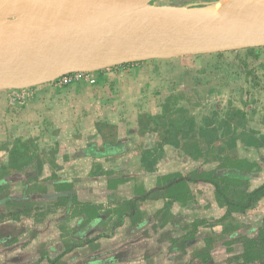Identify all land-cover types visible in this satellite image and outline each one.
<instances>
[{"label":"crops","instance_id":"crops-1","mask_svg":"<svg viewBox=\"0 0 264 264\" xmlns=\"http://www.w3.org/2000/svg\"><path fill=\"white\" fill-rule=\"evenodd\" d=\"M115 68L118 66L92 73L95 82H75L68 86L66 97L52 99L69 106L64 115L55 116L48 110L49 117L42 119V108L24 111L21 125L25 131L10 146H1L8 160L0 164V264L191 263L177 241L189 235L195 223L177 229L176 222L187 212L201 211L196 203L202 195L192 183V199L177 197L168 188V175L178 172L170 153L184 156L174 139L185 129L199 132L201 127L208 128L216 113L204 118L205 125L197 126L196 121L180 125L182 129L173 135L164 115L172 95L163 101L156 93L151 100L148 88L159 92L158 81L150 83L144 78L140 82L139 75L154 69L138 65L128 69L132 72H117ZM50 86L42 84L38 90ZM1 94H6L2 98L9 96L8 91L1 90ZM37 94V98L43 96ZM156 101L161 102V110L146 111ZM55 103L44 99L43 106L58 112ZM242 118L248 123L245 112ZM28 119L40 128L45 124L44 128L30 125ZM225 119L232 121L229 113ZM260 119L264 123V114ZM55 120L57 126L52 125ZM29 127L39 131L25 137ZM46 134L47 144L55 135L65 140L43 149L46 159L28 155L23 160L28 143ZM16 143L27 146L18 149L12 162ZM9 162L14 164L13 175L2 170ZM28 168L35 173L29 174ZM13 185L17 193L7 190Z\"/></svg>","mask_w":264,"mask_h":264},{"label":"rangeland","instance_id":"rangeland-1","mask_svg":"<svg viewBox=\"0 0 264 264\" xmlns=\"http://www.w3.org/2000/svg\"><path fill=\"white\" fill-rule=\"evenodd\" d=\"M215 2L217 0H154L153 3L204 7ZM15 6L16 8L9 10L10 13H8L6 19L3 21H7L9 16V19H14L18 14L25 15L26 12L20 10L18 5L14 4L12 7ZM28 11L30 10L28 9ZM253 48V50L244 48L218 53L186 55L171 59L147 60L148 62L130 63L128 66L121 64L118 65V68H115L117 72H132L128 69L138 65H145V67L154 69L151 72L139 75L143 79L140 82H143L144 78H149L150 83H157L158 81L157 88L160 86L159 92L155 91L156 88L151 86L148 88V94L150 92L151 100L156 93L158 94L157 97H161L163 101H166L167 97L172 95L169 101H166L167 104L170 103L175 107H186L188 113L184 116L177 117L180 121L192 116V122L196 121L195 124L197 126L205 125L204 118L211 115L212 112H215V122L210 124L208 127L209 130L202 136L209 138L227 134L228 141L231 145L233 144L235 146L236 144V152L238 155L259 163V173L257 175L255 173L250 177V190L264 184V123L260 119L264 114V46ZM96 72L92 73L96 74ZM43 84H51V86L44 91L38 90L39 85L8 89L4 90L6 93L8 91L9 96L7 98H2L6 94L0 95V164L3 163L4 165L8 160L7 153L6 156L5 153L2 155L3 150L1 146H5L6 144L10 146L13 140L18 137V134L20 135L22 131H25L22 128L24 123L21 121L24 111L29 109L39 111L38 109L42 108L44 111H41V113H45L42 114L44 116H42V119H44L49 117V114H47L48 110L51 111L52 115L55 114V116L56 113L58 115H64L66 110H68V105L56 104L52 99L66 97V90L73 83L60 86L58 85L57 78ZM38 92L43 96H38L37 98ZM44 99H47V102L48 100L54 102V105H56L54 107H57L58 112H55L56 109L52 108V106L44 107ZM144 99H147V102H149V98L144 97ZM160 103L156 101L155 104L157 106L154 104L153 107L147 105L148 108H146V111L150 110V108L151 111H160ZM77 110H74V112ZM242 111L247 115L248 123H245V120L242 118L240 114ZM228 112H232L234 120L229 126L222 125L221 120L225 119ZM87 113H90V111ZM27 122L30 125H35L34 127H38L39 130L44 128L45 125L42 124L40 128L39 125L34 124L33 119H28ZM58 123L59 121L55 120L52 125L57 126ZM50 124L49 122V126ZM28 129H30L28 130L30 134L25 133V137L35 135L39 131L36 128L35 131L30 127ZM64 140L55 135V137H51V142L47 144L48 136L46 134L42 139L28 143L29 150L23 153L22 159L25 160L28 155L38 157V159L39 157L46 159L48 156L44 154L43 149L54 146L56 142L63 144ZM249 141L254 144L252 147L247 148L244 144L246 142L249 143ZM215 144V148H217L219 145H223L224 141L219 139ZM203 145L205 146L206 144L203 143ZM173 148L178 149V147ZM178 150L180 152V149ZM212 152L209 151L207 154L209 159L215 157ZM18 155V152L14 155L11 154L10 161L14 162ZM4 156L5 159L1 162V157ZM170 157L176 163L178 172L186 176L192 175L193 169L203 160V158L196 160L194 158L185 162L183 161L185 157L175 152H171ZM3 165L2 170L5 168ZM216 165V162L211 161L204 165L200 164L202 170H210ZM13 167L14 164L9 162L6 166L7 172L5 173L13 175V172H15ZM28 169L29 174L35 173L34 169V171L31 168ZM47 175H50V173ZM191 183L197 189V192H200L202 195L200 197L201 200L197 203L195 202L196 204H200L201 211L199 213L187 212L185 216L183 215L176 222L177 229H183L187 225L199 223V225H193L189 235L184 238H179L178 241L176 240L179 244L183 245L185 253L187 252L185 260L189 261L191 259L190 264H239L243 262V257H241V254L244 253L243 240L247 237H256L259 234V230L264 229V197L259 199L251 208L243 212L234 213L229 224L225 225L228 227V232L223 234L224 226L218 222V219L224 214L225 208H222L216 202L214 186L203 181L200 184V188H198V181ZM7 190L13 193L18 192L16 185H13L11 189L9 187ZM192 195L193 193L191 192L189 195L191 199ZM202 221H205V223ZM208 241L212 242L208 243ZM204 249L205 251L203 252H208L205 257L204 255L197 254ZM146 263L148 264V261ZM149 264L153 263L149 261ZM250 264H260V262H251Z\"/></svg>","mask_w":264,"mask_h":264},{"label":"water","instance_id":"water-1","mask_svg":"<svg viewBox=\"0 0 264 264\" xmlns=\"http://www.w3.org/2000/svg\"><path fill=\"white\" fill-rule=\"evenodd\" d=\"M33 19L0 24V91L73 72L264 46V11L253 19H203L154 0H65ZM196 7V6H193Z\"/></svg>","mask_w":264,"mask_h":264},{"label":"trees","instance_id":"trees-1","mask_svg":"<svg viewBox=\"0 0 264 264\" xmlns=\"http://www.w3.org/2000/svg\"><path fill=\"white\" fill-rule=\"evenodd\" d=\"M253 50L254 48H248ZM129 64H124L123 66H128ZM168 106L164 109V115L166 116L170 127L168 131L171 134L175 135L177 129L181 130L180 125L192 121L193 117H188L185 120H179L178 116H184L188 113V110L185 107H175L167 104ZM230 119L233 121L234 116L232 112H228ZM242 116V112L240 113ZM222 125L229 126L232 121L223 119ZM239 121V120H238ZM240 124V123H239ZM237 126V125H236ZM181 128V129H180ZM237 128V127H236ZM209 128L202 127L199 132H193V129H185L180 135L178 140L174 139L173 144L181 147L180 152L191 159H200L201 165L206 164L207 162H216L217 165L208 170H202L200 164H198L192 172V175L186 176L180 172H173L168 175L171 179V184L168 188L175 190L174 193L180 197L189 196L191 189L189 184L191 182H208L214 186V192L216 197V202L222 208H225V212L221 218L218 219L224 228L222 233L225 234L228 232V227L225 225L229 224V221L232 219V216L236 212H243L248 208H251L256 202L264 197V184H261L259 187L250 190L249 180L253 174L257 175L260 170V165L255 160H250L246 157H242L237 154L236 144L235 146L228 141V135H220L215 137H204L205 132ZM200 133V134H199ZM202 139L204 140L202 142ZM219 139L224 141L223 145H219L215 148V142ZM242 140V139H241ZM244 140V139H243ZM182 141L181 145L180 142ZM245 142V141H244ZM206 144L205 146L203 145ZM253 142L244 144L247 148L253 146ZM22 143H16L15 149L11 153L14 155L20 149L25 150V147ZM256 148V146H254ZM19 149V150H18ZM209 151H213L215 157L209 159L207 156ZM210 154V153H209ZM6 169V167L4 168ZM183 198V197H182ZM205 223V221H202ZM196 225L198 223H195ZM196 228V226H194ZM212 241H208L211 243ZM231 242V241H230ZM244 244V253L241 254L243 257V262L239 264H250L251 262H260L264 264V229L259 230V234L256 237L250 238L247 237L243 240ZM213 245V244H211ZM210 246V245H209ZM197 253L199 255H205L208 252ZM240 258V257H239Z\"/></svg>","mask_w":264,"mask_h":264},{"label":"bare ground","instance_id":"bare-ground-1","mask_svg":"<svg viewBox=\"0 0 264 264\" xmlns=\"http://www.w3.org/2000/svg\"><path fill=\"white\" fill-rule=\"evenodd\" d=\"M63 2L66 1L60 0L59 4H65ZM56 3L58 0H0V24L6 22L3 20L10 13L9 10L16 8L12 7L14 4L26 12V17L37 19L52 13ZM185 11L206 20L227 18L234 21L251 20L254 15L264 11V0H217L208 6L192 7Z\"/></svg>","mask_w":264,"mask_h":264},{"label":"built area","instance_id":"built-area-1","mask_svg":"<svg viewBox=\"0 0 264 264\" xmlns=\"http://www.w3.org/2000/svg\"><path fill=\"white\" fill-rule=\"evenodd\" d=\"M86 80L91 83L95 82V78L92 75V72H73L70 74H66L58 78V85L64 86L76 81ZM12 95V94H11ZM19 97V95H17ZM14 99H16L14 97ZM20 99V98H19Z\"/></svg>","mask_w":264,"mask_h":264}]
</instances>
